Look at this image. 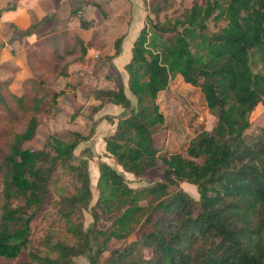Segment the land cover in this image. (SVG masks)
Returning <instances> with one entry per match:
<instances>
[{
    "label": "trees",
    "instance_id": "16d2710c",
    "mask_svg": "<svg viewBox=\"0 0 264 264\" xmlns=\"http://www.w3.org/2000/svg\"><path fill=\"white\" fill-rule=\"evenodd\" d=\"M150 7L155 15L162 11ZM171 15L150 22L149 30L141 27L132 42L123 69L134 104L121 84L98 89L92 104L93 112L108 103L122 108L114 130L104 137V151L121 172L160 175L151 184L130 187L122 173L99 161L97 197L89 206L90 152L81 150L82 157L71 163L83 136L70 132L67 142L48 136L42 148L33 149L27 144L39 121L26 112L36 110L38 101L30 103L24 92L9 91L0 81V106L10 114L20 111L25 120L6 149L0 148V264H73L79 255L88 264H264V129L253 142L242 138L251 110L264 106V0H204ZM206 21L223 25L208 33ZM16 32L25 35L28 29ZM74 40L83 57L84 40L77 34ZM120 42L121 37L113 41L115 54ZM48 53L59 58L53 48ZM175 74L200 90L215 117L211 129L189 141L185 155L153 143V135L166 129L157 93ZM57 166L77 184L72 183V193L65 190L51 201ZM181 182L195 187L197 199L178 187ZM49 201L59 229L40 249L31 245L30 234ZM83 210L91 218L86 229L71 221ZM137 231L139 237L127 241ZM113 240L120 244L110 247Z\"/></svg>",
    "mask_w": 264,
    "mask_h": 264
},
{
    "label": "rangeland",
    "instance_id": "374dc122",
    "mask_svg": "<svg viewBox=\"0 0 264 264\" xmlns=\"http://www.w3.org/2000/svg\"><path fill=\"white\" fill-rule=\"evenodd\" d=\"M203 1L147 0L146 4L150 5H148L149 7L146 4L143 5L145 16L142 20V27L148 28L150 27V22L161 21L168 15L172 16L171 14L174 11L181 10L184 7H191L193 4L201 5ZM82 2L84 3L79 6V3L74 1L70 5V8H72L71 17L58 22V26H83L87 30L93 25L94 20L91 18L93 13L109 20L111 15H114L112 12L121 13V26L123 28L128 25L132 18L131 5L127 0L124 1V5H119V2H114L110 5L106 2H98L99 4L95 8L89 5L85 8L84 4H87V2L86 0ZM154 5L162 8V11L160 10L157 13L158 15H155L151 10L150 6ZM85 16H87L86 19L84 18ZM205 25L206 32L210 33L221 27L223 22L219 21L213 24L211 21H206ZM79 36L84 37L85 40L89 34L84 32L83 35ZM63 37L59 38L56 46L48 44L50 46L48 48H44V46L39 48V44H37L32 51L30 61H25L26 66L18 69L11 64L0 65V81L8 83L6 87L9 91L12 89L16 94L24 92L30 103L33 100L38 101L36 110L31 109L26 112V115L34 114L39 121L36 135L33 141L27 145L33 149H40L48 136L67 142L72 139L70 132H77L83 136V140L79 141L74 148L71 163H76L82 157L80 155L81 150L86 149L90 152L91 160L94 162L103 158L105 163L113 165L114 162L111 158L107 154H103V145L100 139L95 143L89 142L88 138L93 132L95 121L92 120L93 106L86 102L94 99L98 89L105 88L99 82L94 84L93 79L97 78V81L108 80L111 85L121 84L131 104H134V98L126 89L125 77L127 78V75L122 67L123 61L116 58L117 54L114 53L112 47L113 40L110 44L111 48L110 42H103V46L99 50H96L92 43L93 49L90 48V39L88 42L84 41L88 56L80 57L79 45L75 44L74 33ZM51 48L55 49L59 58L54 57L52 53H48V49ZM72 48L74 50L70 51ZM5 50L7 54L13 53L14 56L20 59L24 58L22 44L15 45V50L13 45L8 44ZM114 61H119L117 66L120 73L114 70L113 65H116ZM10 83L14 85L12 87L18 86V88H9ZM7 90L2 89L1 93L8 107H13V99ZM53 93H55L54 96ZM156 101L159 103L166 125L165 130L158 131L153 135L154 146L160 148L161 151L167 153L179 152L185 155V147L194 135L202 129L209 130L213 126L215 117L205 107L200 90L183 82L178 74L170 77L166 88L157 93ZM24 122L25 120L20 111L10 114L0 106V148L3 151L6 149V144L10 141L12 134L23 128ZM263 129L264 106L257 104L249 113V126L242 136L244 142L255 141ZM116 167L119 169L117 165ZM120 173H122L121 170ZM122 176L130 187L148 185L160 179V175L153 171L146 172L140 176L122 173ZM72 183L77 184V181L68 172L57 166L54 174H52V185L49 187L50 200L56 201L58 195L65 190L72 193ZM90 183L91 198L89 206L94 203L97 197V190L94 187L95 183ZM178 187L187 192L193 199H197V193L192 184L181 182L178 183ZM49 203L45 204L43 211L36 216L30 234L31 245L40 249H42L48 236L56 237L59 229L58 218H56L57 212L52 203ZM196 210V205H194L193 211L195 212ZM71 221H80L82 229H86L91 222V218L87 210H83L73 213ZM100 223L107 225L108 222L102 219ZM138 237L139 231L132 234L127 241ZM53 240L54 238L50 239V241ZM119 244V242L113 240L109 243V246L114 247ZM72 260L73 264H88L85 256H75ZM3 261L15 262L14 260Z\"/></svg>",
    "mask_w": 264,
    "mask_h": 264
},
{
    "label": "crops",
    "instance_id": "0c3cea01",
    "mask_svg": "<svg viewBox=\"0 0 264 264\" xmlns=\"http://www.w3.org/2000/svg\"><path fill=\"white\" fill-rule=\"evenodd\" d=\"M74 1L79 3V6L81 3H84L82 2L84 0H0V65L11 64L19 69L26 66L25 61H30L32 51L37 44H39V48L43 46L44 48H48L50 46H56L60 37L64 38L63 36L73 33L74 35L77 34L79 36L83 35L84 32H87L89 36H87L85 40L84 37H79L85 42H88L90 39V48L93 49L94 47L96 50L102 48L103 42H110V45L112 40L114 41L116 38L121 37L119 52L117 53L116 58L117 60H122V65L124 66L130 57L132 42L143 24L142 20L145 16L143 7L144 2L142 0H127L131 5L132 18L124 28L121 26V13L114 12H112L114 15H111L110 20L103 19L101 16L93 13L91 15V18L94 20L93 25L87 28V30L83 26H58V22H62L71 17L72 8H70V5L73 4ZM124 1L125 0H86L87 4L84 5L85 8H87L88 5L95 8V6L99 4L98 2H106L108 5L113 4L114 2H119V5H124ZM84 18L86 19L87 16ZM51 23L53 24L51 25ZM26 29H28V33L25 35L16 32ZM91 43L93 47L91 46ZM8 44L13 45L14 50L15 45L18 46L22 44L24 58L20 59L14 56L13 53L7 54L5 49ZM48 44H50V46ZM84 56L87 57L88 54L86 53ZM20 61L22 62L20 63ZM114 62L116 64L113 65L114 70L120 73L119 67L117 66L119 61ZM93 81L94 84L95 82H99L102 86L112 87L108 80L97 81V78H95ZM11 83V87L9 86V88H18V86L12 87L14 85ZM14 84L16 83L14 82ZM10 90L13 92L12 89ZM124 93L126 95L125 89ZM86 103L92 105L94 104V100L92 99ZM121 112V107L108 103L102 105L92 114V120L95 122L93 132L88 139L90 140L89 142L92 143H95L100 139L103 145V154H106L104 153V137L112 133L115 127L116 117L119 116ZM104 117H111V120H106ZM111 160L113 161L112 158ZM99 161H103V158L96 162L91 159L87 160V171L90 182L92 183H95L98 174L97 163ZM109 165L117 172H120V167L117 165L119 167L118 169L115 163ZM122 173L126 175L129 174L126 172Z\"/></svg>",
    "mask_w": 264,
    "mask_h": 264
},
{
    "label": "water",
    "instance_id": "95a60500",
    "mask_svg": "<svg viewBox=\"0 0 264 264\" xmlns=\"http://www.w3.org/2000/svg\"><path fill=\"white\" fill-rule=\"evenodd\" d=\"M176 28H177L178 31H181L182 28H183V26H181V25H177Z\"/></svg>",
    "mask_w": 264,
    "mask_h": 264
}]
</instances>
